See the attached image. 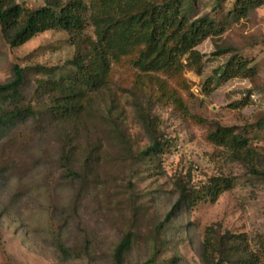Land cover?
Segmentation results:
<instances>
[{
  "label": "rangeland",
  "instance_id": "374dc122",
  "mask_svg": "<svg viewBox=\"0 0 264 264\" xmlns=\"http://www.w3.org/2000/svg\"><path fill=\"white\" fill-rule=\"evenodd\" d=\"M235 1L184 0L190 18L225 28L195 49L199 72L185 57L179 74L143 75L132 56L123 58L74 122L53 120L51 99L37 93L39 81L73 76L69 35L49 31L12 49L0 33V85L12 80L14 66L25 71L19 97L0 99V115L15 105L34 110L0 134V264H115L125 238L131 245L122 264H201L210 226L252 242L264 237V4L232 23ZM81 40L85 50L95 42L90 25ZM225 48L248 60L255 76L226 80L231 54L216 55ZM215 125L248 138L259 156L252 167L208 140ZM154 141L169 147L142 156ZM219 177L233 178V189L166 221L178 179L197 188Z\"/></svg>",
  "mask_w": 264,
  "mask_h": 264
},
{
  "label": "trees",
  "instance_id": "16d2710c",
  "mask_svg": "<svg viewBox=\"0 0 264 264\" xmlns=\"http://www.w3.org/2000/svg\"><path fill=\"white\" fill-rule=\"evenodd\" d=\"M44 2L42 7L29 9L15 0H0V33L12 49L49 31H61L69 35L71 43L76 46L70 62L75 71L73 76L64 80L39 81L37 88V93L51 99L52 106L48 113L59 123L77 121L90 105L91 97L108 86L111 66L121 59L132 56L131 65L143 75H176L184 70L182 60L186 57L187 67H195L199 72L201 57L195 49L225 29L207 16L190 18L184 0ZM263 4L264 0H236L232 10L227 13V19L237 23ZM89 25L94 29L96 40L85 50L80 47L81 38ZM226 53L231 54L221 74L226 80L251 79L255 76L256 72L249 67V61L237 55L232 48L218 50L216 55ZM24 73L19 66L13 67L12 80L0 85V99L6 96L15 101L19 97ZM32 116L34 110L30 105L20 108L15 105L3 110L0 115V134L20 118ZM214 127L208 140L217 147L225 148L231 161L252 167L259 156L250 147L248 138L229 128ZM167 147V144L154 141L141 155L152 158L164 153ZM189 182L190 179L176 181L178 199L167 214L166 221L181 207L213 204L234 187L231 177L212 178L197 188L191 187ZM130 245L129 239L125 238L117 246L115 264L123 263L124 254ZM199 258L201 264H264V237L258 236L252 242L247 234H233L210 226L204 232Z\"/></svg>",
  "mask_w": 264,
  "mask_h": 264
}]
</instances>
